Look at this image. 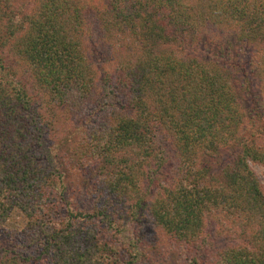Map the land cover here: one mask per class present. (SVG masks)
<instances>
[{
    "label": "trees",
    "instance_id": "obj_1",
    "mask_svg": "<svg viewBox=\"0 0 264 264\" xmlns=\"http://www.w3.org/2000/svg\"><path fill=\"white\" fill-rule=\"evenodd\" d=\"M249 161L264 0H0V264H264Z\"/></svg>",
    "mask_w": 264,
    "mask_h": 264
},
{
    "label": "rangeland",
    "instance_id": "obj_2",
    "mask_svg": "<svg viewBox=\"0 0 264 264\" xmlns=\"http://www.w3.org/2000/svg\"><path fill=\"white\" fill-rule=\"evenodd\" d=\"M248 165L251 171L253 172V174L255 175L257 182L262 190V193L264 194L263 166L260 165L259 163L250 162V161L248 162ZM86 198L88 200V197ZM80 200L83 202V203L81 202L83 205L87 204L84 203L85 202L84 198H81ZM76 203L78 204L77 201ZM25 222H26L25 216L18 209L13 208L11 212L8 214L7 218L3 221L2 226L9 230H20L24 226ZM130 229L131 232H137V234L139 233V236L143 234L144 236L146 235L145 232L142 231V229L136 230L134 229V227ZM98 230H103V232H105V234L108 236L107 240L111 241V243L107 244L102 242L105 245L103 246L102 254L92 253L90 258H88V263L90 262L91 264H122V260H124L127 257V253L125 255V252H127V248H124L119 244L118 242L119 238L116 237V233H114V229L112 231H108L105 229H98ZM100 238L101 236H99L98 240H100ZM115 241L117 242V244L115 243ZM114 245L116 246L115 250H113ZM103 253L106 254L107 257H105Z\"/></svg>",
    "mask_w": 264,
    "mask_h": 264
}]
</instances>
